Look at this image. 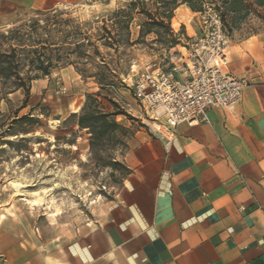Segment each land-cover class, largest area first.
Instances as JSON below:
<instances>
[{
    "label": "crops",
    "instance_id": "0c3cea01",
    "mask_svg": "<svg viewBox=\"0 0 264 264\" xmlns=\"http://www.w3.org/2000/svg\"><path fill=\"white\" fill-rule=\"evenodd\" d=\"M229 60L249 84L234 112L179 125L168 146L150 124L124 156L130 173L119 198L95 225L45 243L2 224L5 264H264V34L230 45Z\"/></svg>",
    "mask_w": 264,
    "mask_h": 264
},
{
    "label": "rangeland",
    "instance_id": "374dc122",
    "mask_svg": "<svg viewBox=\"0 0 264 264\" xmlns=\"http://www.w3.org/2000/svg\"><path fill=\"white\" fill-rule=\"evenodd\" d=\"M32 1L0 0V34L6 36L10 30L20 27L22 31L30 30L35 20L42 26L52 15L40 17L38 14L50 11L61 14L59 20L73 21L69 27L57 28L59 30L89 36L97 32L102 34L98 29L104 26L115 32L118 29L111 19L117 11L125 10L129 2L76 0L52 8L42 6V0H38L40 4L28 5ZM210 8L206 5L204 13L193 19L181 11L174 14V11L169 26L178 41L169 50L153 42L152 35L146 37L144 43L121 46L117 51L99 46L100 58L97 60L103 61L107 69L119 73L121 84L111 89L110 96L132 119H116L125 128L120 135L124 145L101 149L100 159L98 155L90 154L88 136L85 131L78 130L76 117L72 116L80 112L85 94L98 91L92 80L83 81L77 73V70L94 73L93 66L82 65L84 63L72 55L66 64L57 65L50 75L31 81L24 109H20L24 100L22 92L10 94L11 85L0 84V227L5 223L19 225L30 230L38 240L49 243L70 240L95 225L119 198L127 178L123 169L127 168L126 152L136 144L140 133L149 132L147 117L133 95L132 83L137 69H131V62L136 61L141 67L150 63L162 71H168L173 62L179 69V78H185L181 55L192 40L203 35L202 17ZM141 22L142 19L135 16L129 27L132 41L138 38ZM252 32L264 34V8L253 7L245 23L231 35L227 50L229 63L230 45L243 43L253 37H249ZM52 35L56 42L60 41V34ZM5 48L0 38V50ZM88 52L91 54V50ZM26 70L21 68L22 76ZM16 116H27L33 121L16 123ZM110 159L120 166L110 163ZM12 181L23 184L21 191L28 202L17 196L10 185ZM38 199L41 200L34 202Z\"/></svg>",
    "mask_w": 264,
    "mask_h": 264
},
{
    "label": "trees",
    "instance_id": "16d2710c",
    "mask_svg": "<svg viewBox=\"0 0 264 264\" xmlns=\"http://www.w3.org/2000/svg\"><path fill=\"white\" fill-rule=\"evenodd\" d=\"M206 5L218 15L231 40V35L245 23L253 7L264 8V0H129L125 10L117 11L111 19L117 31H108L103 26L98 29L102 34L97 32L89 36L77 31L57 29L69 27L73 21L59 20L61 14L56 11L38 14L40 17L52 15V18H46L42 26L38 20L33 21L30 30L22 31L20 27L10 30L6 36L0 34L6 47L0 50V84L11 85L8 89L10 94L22 92L24 100L20 109H24L29 99L31 81L50 75L57 65L66 64L72 55H76L78 61L84 63L82 65L93 66L96 69L94 73L86 70H77V73L83 81L92 80L98 91L85 94L80 112L72 116L76 117L78 130L85 131L88 136L90 154H96L100 159L101 149L124 145L120 135L125 132V128L116 119H132L110 96L111 89L114 90L115 85L121 84L119 73L107 69L103 61L97 60L100 58L99 46L114 48L117 51L121 46L130 47L144 43V39L152 35L153 42L160 43L169 50L178 41L169 26L174 11L179 6H186L190 12L202 14ZM135 16L140 17L142 22L139 25L138 38L132 41L129 27ZM54 33L61 35L59 42L54 40ZM256 35L257 32H252L249 37ZM78 37L81 39L76 40ZM22 67L27 69L24 76L20 72ZM31 121L32 118L27 116H16L14 120L21 124ZM109 161L120 166L112 159ZM123 169L128 176L130 171L125 167Z\"/></svg>",
    "mask_w": 264,
    "mask_h": 264
},
{
    "label": "built area",
    "instance_id": "2783aa9c",
    "mask_svg": "<svg viewBox=\"0 0 264 264\" xmlns=\"http://www.w3.org/2000/svg\"><path fill=\"white\" fill-rule=\"evenodd\" d=\"M202 19L203 35L192 40L180 58L185 78H179V69L173 62L168 71L150 63L141 67L131 62V69H137L133 95L143 108L147 125L167 136L166 146L179 125L208 123L211 110L234 112L242 91L249 85L227 71L230 37L218 15L208 9ZM0 264H5L2 255Z\"/></svg>",
    "mask_w": 264,
    "mask_h": 264
},
{
    "label": "bare ground",
    "instance_id": "6f19581e",
    "mask_svg": "<svg viewBox=\"0 0 264 264\" xmlns=\"http://www.w3.org/2000/svg\"><path fill=\"white\" fill-rule=\"evenodd\" d=\"M10 185L12 187V189L15 191V193L17 194L18 197H21L22 198V201H25V202H28L24 196H23V193H22V189L24 188L23 184L19 183V182H16V181H12L10 182ZM41 199H38L37 201H34V202H39ZM35 205V204H34ZM39 205V204H38Z\"/></svg>",
    "mask_w": 264,
    "mask_h": 264
}]
</instances>
